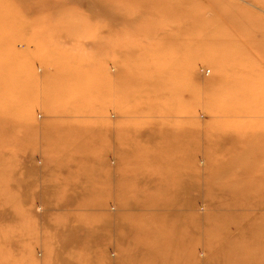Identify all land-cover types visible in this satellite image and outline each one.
<instances>
[{"label": "rangeland", "instance_id": "obj_1", "mask_svg": "<svg viewBox=\"0 0 264 264\" xmlns=\"http://www.w3.org/2000/svg\"><path fill=\"white\" fill-rule=\"evenodd\" d=\"M0 264H264V0H0Z\"/></svg>", "mask_w": 264, "mask_h": 264}, {"label": "bare ground", "instance_id": "obj_2", "mask_svg": "<svg viewBox=\"0 0 264 264\" xmlns=\"http://www.w3.org/2000/svg\"><path fill=\"white\" fill-rule=\"evenodd\" d=\"M167 3V2H166ZM166 3H163L162 4V6H160V7H162V8H164V9H166V8H175V9H178V8H180V6H181V4L180 3H178V4H166ZM149 5V4H148ZM150 6V5H149Z\"/></svg>", "mask_w": 264, "mask_h": 264}, {"label": "built area", "instance_id": "obj_3", "mask_svg": "<svg viewBox=\"0 0 264 264\" xmlns=\"http://www.w3.org/2000/svg\"><path fill=\"white\" fill-rule=\"evenodd\" d=\"M209 71H207V73H208Z\"/></svg>", "mask_w": 264, "mask_h": 264}]
</instances>
